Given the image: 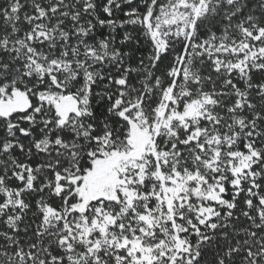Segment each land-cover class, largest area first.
Masks as SVG:
<instances>
[{"label":"snow or ice","instance_id":"obj_1","mask_svg":"<svg viewBox=\"0 0 264 264\" xmlns=\"http://www.w3.org/2000/svg\"><path fill=\"white\" fill-rule=\"evenodd\" d=\"M0 264H264V0H0Z\"/></svg>","mask_w":264,"mask_h":264}]
</instances>
